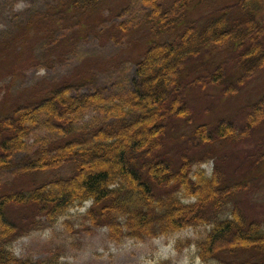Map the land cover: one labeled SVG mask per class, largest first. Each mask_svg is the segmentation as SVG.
I'll list each match as a JSON object with an SVG mask.
<instances>
[{"label":"trees","instance_id":"trees-1","mask_svg":"<svg viewBox=\"0 0 264 264\" xmlns=\"http://www.w3.org/2000/svg\"><path fill=\"white\" fill-rule=\"evenodd\" d=\"M103 1L58 0L46 15L81 16L100 10ZM127 1L117 15L128 11ZM200 1L138 0L147 9L142 20L113 28L110 35L119 43L132 35L131 27L146 26L129 89L72 94L62 84L0 117V172L13 167L20 153L26 158L19 169L59 170L40 185L0 193V264H65L56 249L32 260L17 257L12 245L89 200L78 216L82 231L103 227L115 241L145 240L204 225L207 233L196 243L200 260L223 254L219 264H264V227L231 205L250 180L231 181L218 162L221 155L210 157V173L201 167L213 144L245 138L264 120V93L237 121L196 123L192 107L195 90L227 81L220 87L229 96L264 68V0H238L189 17ZM228 68L236 72L231 79ZM90 111L95 115L85 121ZM37 129L55 139L31 143ZM101 162L88 173V164Z\"/></svg>","mask_w":264,"mask_h":264},{"label":"rangeland","instance_id":"rangeland-1","mask_svg":"<svg viewBox=\"0 0 264 264\" xmlns=\"http://www.w3.org/2000/svg\"><path fill=\"white\" fill-rule=\"evenodd\" d=\"M57 1L0 0V117L18 104L38 100L62 84L70 86L72 94L99 87L130 88L136 63L144 52L146 26L131 27L132 35L119 43L110 34L121 22L142 20L147 9L138 0H131L128 11L117 15L128 1L104 0L100 10L81 16L76 12L64 19L62 15L55 18L46 15ZM194 1L191 0V4ZM236 1L202 0L193 10L189 9L188 16L201 17ZM216 56L220 59L224 54ZM227 73L231 79L236 72L228 68ZM221 84L225 85L227 81L208 86L201 92L195 90L192 107L196 123L212 125L222 119L237 121L245 107L264 93V68L245 78L240 89L229 96L222 95ZM94 115V111L88 112L85 121H90ZM259 123L245 138L222 146L220 142L213 144L209 161L201 167L210 173L213 165L210 157L221 155L217 160L231 181L250 180L244 183L242 191L237 192L231 205L238 206L264 227V120ZM139 126L147 127L145 123ZM47 136L55 139L37 129L30 135V142L39 145L43 143L41 138ZM25 158V153L18 154L15 165L0 172V193L32 188L59 173V170L19 169L18 161ZM113 159L111 155L109 161ZM96 165L88 164V173L105 163ZM108 169L112 171L113 166L109 165ZM75 186H78L77 181ZM90 205L89 200L74 206L69 209V215L61 216L55 224L22 235L12 245L14 254L35 260L51 255L56 249L65 264H219L217 260L223 255L206 262L197 256V240L208 230L204 225L189 226L145 240L125 238L115 241L103 227L82 231L78 216ZM132 207L140 208L141 204Z\"/></svg>","mask_w":264,"mask_h":264}]
</instances>
